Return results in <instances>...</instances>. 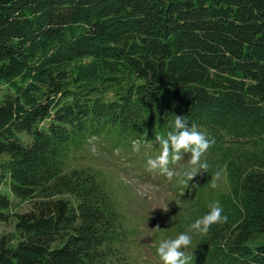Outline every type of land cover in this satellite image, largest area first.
<instances>
[{
  "label": "trees",
  "instance_id": "16d2710c",
  "mask_svg": "<svg viewBox=\"0 0 264 264\" xmlns=\"http://www.w3.org/2000/svg\"><path fill=\"white\" fill-rule=\"evenodd\" d=\"M175 116L211 146L169 237L207 264H264V0H0V156L34 206L0 264H130L114 191L69 160L93 137L166 138ZM217 201L227 222L189 232ZM10 207L0 192V222Z\"/></svg>",
  "mask_w": 264,
  "mask_h": 264
},
{
  "label": "rangeland",
  "instance_id": "374dc122",
  "mask_svg": "<svg viewBox=\"0 0 264 264\" xmlns=\"http://www.w3.org/2000/svg\"><path fill=\"white\" fill-rule=\"evenodd\" d=\"M86 145L72 153L69 168H91L99 172L114 191L129 229V239L123 248L129 263L163 264L157 252L159 244L171 239L168 233H172L177 220L185 216L190 207V203L182 198L189 186L183 182L182 174L191 167V154L183 153L179 162L169 164V169L176 173L169 179L159 169L149 170L148 161L156 159L162 150L158 141L142 139L134 143L129 138L114 137L103 143L102 139L96 142L93 137ZM7 160V156H0V192L11 201L10 218L0 222V235L15 233V215L34 208L33 201L12 195L3 167ZM219 180L223 181V177ZM258 242H264V238ZM185 252L192 256L190 264H207L202 251Z\"/></svg>",
  "mask_w": 264,
  "mask_h": 264
},
{
  "label": "clouds",
  "instance_id": "9594fccd",
  "mask_svg": "<svg viewBox=\"0 0 264 264\" xmlns=\"http://www.w3.org/2000/svg\"><path fill=\"white\" fill-rule=\"evenodd\" d=\"M174 129V131L167 134L166 138L156 137L162 146V150L156 159L148 161L149 170L159 169L162 175H166L171 179L176 173L169 169V164L179 162L183 158V153H190L191 167L182 174L183 182L189 184L198 175L207 173L209 164L203 158L211 143L204 134L196 130L194 124L189 127L183 116H175ZM211 186L215 188L216 184L212 183ZM191 187L196 188L199 185L192 184ZM227 219V216L223 215V208L217 201L210 205V211L206 215L197 219L190 226L189 232L207 235L213 225L226 223ZM157 229H159L158 226ZM191 245V235L181 233L175 239L161 241L157 252L163 264H190L192 256L186 254L185 250Z\"/></svg>",
  "mask_w": 264,
  "mask_h": 264
}]
</instances>
